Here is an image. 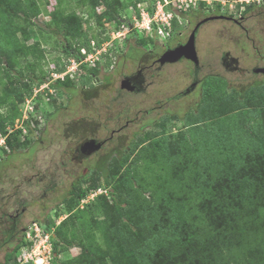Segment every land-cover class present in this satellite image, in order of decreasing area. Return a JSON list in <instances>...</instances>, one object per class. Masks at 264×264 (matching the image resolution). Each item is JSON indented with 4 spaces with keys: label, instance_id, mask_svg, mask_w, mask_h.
<instances>
[{
    "label": "rangeland",
    "instance_id": "rangeland-1",
    "mask_svg": "<svg viewBox=\"0 0 264 264\" xmlns=\"http://www.w3.org/2000/svg\"><path fill=\"white\" fill-rule=\"evenodd\" d=\"M96 1L0 0V121L6 113L5 105L10 102L14 114H17L11 126H25L23 124L25 118L32 116L34 119L31 120H35L32 122L33 127L36 129L25 137L20 136L18 132L19 139L12 140L16 149L11 153V147L8 146L10 152L7 151V156L0 162V263L16 244V241L5 243L6 237L2 234L10 226L8 218L10 215L14 216L17 210L20 212L24 208L26 211L21 216L20 224L27 227V232L41 224L50 227V240L47 242L42 236L37 239L36 247L30 248V250L35 249L32 256L34 260L47 254V250L52 245V234L58 231V226L70 215L63 204L64 199L69 196L73 183L88 175L91 169L102 171L106 166L110 169L112 184L122 186L125 182L123 186L128 187L130 184L127 180L124 181L128 179L124 178V172L126 167H133L137 180L143 186L140 196L144 204L134 205L128 209V212L129 216L134 218V222L137 223L140 219L145 222L144 224L149 223L150 227L142 223L141 232L145 238L150 237L160 225L175 236L176 225L185 220L187 213L197 212V215H201L209 211L207 208L220 203H223L222 208L227 211L232 207L237 211L247 203L251 204L250 210L257 216L261 206L264 205V200H260L261 198H257L255 194L243 196L247 189L244 185L231 190L224 188L220 195L219 192L216 193L217 198L207 203H201L206 198L203 200L191 198L188 201L186 196H183L180 199L175 197L171 199L169 195L172 191L166 190L165 181L169 167L164 163H169L171 158L176 160L184 157V144L193 145L192 135L201 138L200 136H203L212 124H216L221 119L227 120L228 124L237 121L244 125V117L248 112L257 113L261 110L263 111L261 116H264V84L262 87H255L252 85L254 80L252 74L228 72L220 63L222 55L226 52L240 60L241 68L254 66L253 49L249 50L246 39L239 36L240 30L230 22L219 20L207 22L200 29L196 44L200 65L203 66L200 78L209 73L220 76L210 79L209 86V83L205 84L192 94L174 99L191 83L192 66L183 61L167 66L166 73L162 72L155 80H149L153 83L146 91L128 94L121 88L122 76L130 75L138 65L137 62L127 58L128 47H137L147 52L153 49L152 46L156 42L159 47L157 51L160 53L161 45L169 41L152 38L142 31L126 33L121 39L112 43L111 60L106 57L101 60L102 62L94 65L101 69L96 81L93 78L86 79L84 68L79 67L73 56L66 55L65 48L76 53L82 48L88 49L89 38H93L98 44L107 32L111 33L121 25L112 20L110 15L107 16L108 6L103 0L95 7ZM140 1L109 0L112 8L114 6L121 10L119 17L122 23L137 16L139 12L137 4ZM141 2L152 7L156 0ZM249 2V4L242 0H197L194 4L188 2L189 6L177 10L173 35L178 36L174 40L186 42L197 23L218 14L217 4L221 5L222 14L232 13L235 16H239L250 5L256 13L259 5L264 4V0H249ZM23 7L29 10V14L34 15L30 17L29 14L16 12V8ZM62 20H68L71 29L66 35L58 36L53 31L60 30ZM258 20V17L251 19L247 25L254 28V36H257L258 40L261 39L264 47V28L261 29ZM105 48L109 51V47L105 46ZM132 51V56L135 57L137 51L134 49ZM6 67L10 68L9 72L5 70ZM56 68L64 69L62 81H75L74 88L63 92L51 86L46 87L45 83L38 84V80L43 77L46 82L54 81L52 75L59 74L54 72ZM113 68H117V71L114 72ZM69 71L71 72L66 75ZM31 79L34 83L31 84L32 88L28 89ZM239 94L245 95V106H241ZM202 100L205 101L200 109L201 113L193 115L194 113L191 112L196 111ZM167 102L168 109H171L176 116L169 118L167 126L156 127L154 124L159 115L167 110L163 109L159 112V105L165 106ZM33 108L30 115L26 113ZM189 112L190 116L185 118ZM213 114L218 116L215 117ZM242 119L244 121H241ZM132 120L128 127H124L127 121ZM254 122L256 120L251 118L249 123ZM119 129V133L114 135V142L105 145L98 155L82 163L73 160L77 146L84 140L102 141L109 138L113 130ZM146 132L153 133L156 138L142 146L138 145L137 140ZM205 134L209 135L210 132ZM9 138L10 135L6 137V144ZM157 141L160 142V149L156 146ZM115 147H119L124 152L136 147L137 152L124 154L126 163L121 168L115 159L118 155L111 153ZM142 148L146 149L142 154L148 157H143L133 166V161L136 156L141 155ZM2 151L0 150V153L4 155ZM106 156H109L110 164L107 162L105 165ZM216 173L219 178V173ZM203 175H205L203 183L212 178L210 172H205ZM163 183H165L164 188ZM104 184L102 175L94 177L90 183H84L81 187L83 190H89L93 185H97L98 188L88 194L79 208L87 211L101 195L106 196L107 204L111 207L113 204L111 188ZM123 186V190L120 191V201L128 198ZM224 192L227 193L224 200L215 202ZM170 199L173 202L167 201ZM196 201H199L198 205H194L197 204ZM220 210L213 213L218 215ZM96 218L104 219L102 215ZM258 222L261 224L260 220ZM133 229L137 230V228ZM78 231L81 235L80 229ZM184 235L180 238L187 240L188 235L186 233ZM63 247H66V250L60 255V261L63 264H74L72 262L82 253L81 247L77 244L71 247L63 245ZM190 249L184 247L178 248L177 251L183 255ZM192 253L194 251L189 255ZM161 254L162 257L166 255L165 252ZM162 257L161 260H164ZM107 261L111 264L109 260Z\"/></svg>",
    "mask_w": 264,
    "mask_h": 264
},
{
    "label": "trees",
    "instance_id": "trees-1",
    "mask_svg": "<svg viewBox=\"0 0 264 264\" xmlns=\"http://www.w3.org/2000/svg\"><path fill=\"white\" fill-rule=\"evenodd\" d=\"M100 1H96L95 7L99 5ZM103 2L108 6L107 16L110 15L112 20L119 25L122 24V19L119 17L121 10L114 6L113 9L109 0H103ZM248 9L250 10V7ZM15 10L17 13L29 14V10L25 7ZM150 10L153 12L152 8ZM220 11L221 5L217 4V13ZM33 15L29 14L30 17ZM176 22L175 20V26ZM70 29L69 21L65 20L60 30L53 31V33L63 36ZM108 39L104 35L98 44H103ZM90 40L94 39L89 38L88 46H90ZM65 49L66 55L79 58L80 52L76 53L67 47ZM106 57L111 60L109 54L104 56V58ZM83 68L86 71V79L93 78L96 81L101 73V69L97 66L91 68L84 66ZM5 70L9 72L10 68L6 67ZM63 71V68L54 70L57 73ZM19 74L22 75L21 72ZM210 79L205 84H208ZM18 82L20 83V78H18ZM33 83L34 81L31 79L28 89L32 88L31 84ZM42 83H46L44 77L38 80V84ZM51 87L64 92L74 88L75 81L59 80L52 83ZM239 96L241 106H245V95L239 94ZM204 101L202 100L195 112H191L194 113L193 115L201 113L200 109ZM5 106L7 109L5 116L0 121V136L6 135L7 128L14 123V117L17 115L13 112L12 103L9 102ZM262 112L261 110L257 113L248 112L244 117L245 121L241 120L245 122L244 125L237 121L228 124L227 120L221 119L216 124H212L211 128L204 132L203 136H200L201 138L198 136L195 138V135H192L193 145L184 144V157L176 158V160L171 158L169 163H164L169 167L165 181L166 190L172 191L169 198L180 199L186 196L188 201L191 198L196 200L206 198L201 203H207L217 198L216 193L219 192L218 195H220L224 188L231 190L244 185L247 189L243 196L244 194H255L257 198L264 200V116H261ZM189 116L190 112L186 114L185 118ZM213 116L218 115L213 114ZM251 118H254L256 122L249 123ZM168 122L169 118H164L158 121L155 126L164 127ZM209 132V135L205 134ZM155 138L156 136L151 132L142 133L137 144L142 146ZM14 139H19L18 132L11 134L8 140L7 145L11 147V153L16 149L15 142L12 141ZM156 146L161 148L159 141L156 142ZM145 150L142 148L141 155L136 156L133 166L137 165L143 157H148V155L142 154ZM3 151H5V155L0 159V162L8 154L7 150ZM135 152H137L136 147H131L122 155L116 156L115 159L119 166L121 168L125 166L124 154H134ZM202 166L209 167L201 168ZM204 171L212 174V178L206 183H203L205 181ZM109 172L110 169L106 166L102 171L91 169L88 175L73 183L69 196L63 202L70 215L61 222L58 231L51 236L52 264H63L60 261V255L66 250L63 245L71 247L76 244L81 247L82 253L72 262L74 264H108L107 260L111 264H176L178 261L177 264H264V205L261 206V211L257 216L254 211L250 210L251 204L247 203L237 211L234 207L227 211L224 207L222 208L223 203H220L207 208L209 211L201 215H197V212L187 213L185 220L176 225L177 235L175 236L165 231L160 225L150 237L145 238L141 232L143 222L140 219H138L139 224L134 222V218L129 216L128 212L132 206L144 204L140 196L143 186L137 180L136 171L133 170V167H126L124 178L128 179L124 181L127 180L130 185L125 187L123 186L125 182L122 183L128 198L121 201L119 198H121L122 186L112 184ZM216 172L219 173V178L216 176ZM100 175H102L104 185L111 188L112 206L109 207L106 196L101 195L96 198L87 211L80 209V203L87 198L91 191L98 188L97 185H93L89 190H83L81 189L82 185L90 183L94 177ZM197 182L199 183L196 184ZM163 184L164 188L165 183ZM192 193H194L193 196ZM226 195L227 193L224 192L215 202L223 201ZM202 196L203 198H201ZM171 199L167 201L171 202ZM198 202L196 201L197 204L194 205H198ZM219 210L220 213L216 215ZM214 211L216 213H213ZM101 215L104 219L96 218ZM259 220L261 224L258 222ZM144 223L143 225L150 227L149 223ZM40 227L45 233H51L48 225L41 224ZM133 228H137V230ZM64 229L66 230L64 231ZM78 229H80L81 235L78 234ZM184 233L188 235L187 240L180 238ZM78 239L82 240L77 242ZM29 245L24 237L12 251L5 255L4 261L0 264H16L21 251ZM184 247L190 250L181 255L177 249ZM191 251L194 253L189 255ZM162 252L166 253L163 257ZM161 257L164 260H161Z\"/></svg>",
    "mask_w": 264,
    "mask_h": 264
},
{
    "label": "flooded vegetation",
    "instance_id": "flooded-vegetation-1",
    "mask_svg": "<svg viewBox=\"0 0 264 264\" xmlns=\"http://www.w3.org/2000/svg\"><path fill=\"white\" fill-rule=\"evenodd\" d=\"M249 3L250 2H248L247 4H249ZM249 7H250V10L248 9ZM249 7L245 8V10L242 11L239 16H235L232 13H230L229 15L224 14V13L222 14L220 11L214 17L223 16L222 18H219L216 20L230 22L233 24V26L235 28H238L240 30L239 36L246 39V44L248 45L249 50L253 49L254 66L251 68L243 69L240 67V60L238 58L233 57L230 53H226V52L222 55V57L220 59V63L225 68V70L228 72H245L247 74H252L253 79H254L252 82V85L255 87H262L264 84V47H262L261 39L258 40L257 36H254V32H253L254 28L252 29V27L248 26L247 23L249 20L258 17V19H259L258 23L260 24L261 29L264 28V4L259 5L258 11L256 13L254 12V9L252 8L251 5ZM252 13H255V14H252ZM213 21H215V20H213ZM126 23H127V21H126ZM199 23H197L196 26ZM196 26L192 30L189 38L191 37V35L195 31ZM202 26L196 32V44H197L198 33H199L200 29L202 28ZM177 36L172 35L168 39L169 43L167 42L166 44H162L161 45L162 52H160V53H158V51H157L159 47H157L158 45L156 42L152 46L153 49H149V50H147V52H144L143 50H141L137 47L129 46L127 49V54H128L127 58L130 59V61L137 62L138 65H137V69L133 70L130 73V75H125V76L123 75L122 76V79H121L122 90L127 91L128 94L142 93V92L146 91L147 87H149L153 83L152 81L150 82L149 80H155V78L158 75L160 76L162 74V72L166 73L167 66H173V65H176V64L181 63L183 61H185L186 63H188L189 65L192 66L191 83L185 90H183L179 94H177L174 97V99H178L182 96H185V95L187 96L189 94H192L193 92H196L210 78H212V79L213 78H220L219 75L214 74V73H209L206 76L200 78V73L203 69V66L200 65V59H199L198 64H195L192 60H189L186 58H182V59H180L174 63L167 62L165 64H162L160 60L166 52H168L169 50L175 49L178 46L185 45L189 40V38H188V40L184 43L179 41V40H174L175 37H177ZM246 44H245V46H246ZM133 49H134V51L135 50L137 51L135 57L132 56V52H133L132 50ZM244 49H246V47ZM250 53H251V51L249 52V54ZM143 64H144V66H143ZM113 71L116 72L117 68H113ZM257 77H262V79H256ZM108 86H111V85L108 84ZM168 106H169L168 102L165 103V106H164V104L159 105V108H158L159 112H161L163 109H167V110H165V112H163L162 114L159 115V118L157 119L155 124L164 118L167 119V118H172V117L176 116V114H173L171 109H168ZM132 122H133V120L127 121L124 127H128L130 125V123H132ZM155 124H154V126H155ZM120 129H122V128H120ZM120 129L119 130H113L111 132V136L105 140H102V141H98L96 139L84 140L82 143H80L77 146L75 153H74L73 160L78 161L79 163L80 162L82 163L85 160H87L88 158H92L93 156L98 155V153L103 149V147H105V145H107L111 142H114V139H115L114 135L116 133H119ZM90 140H96L97 142L102 143V147L100 148V150H98L96 152H91V151L86 150V149L83 150V144L87 141H90ZM111 153L119 156V155H121V153L123 154L124 151L122 149H120L119 147H115L111 151ZM108 157L106 156L105 160H107ZM25 211H26L25 208L22 209L20 212H19V210H17V212L14 216L13 215L9 216L8 220L10 221V226H9L8 230H4L2 232V234L5 235V237H6L5 243H7L8 241H11V242L16 241V244H15V246H16L19 242H21L24 239L25 234H26L28 229H27V227L22 226L20 224V222H21V216L25 213Z\"/></svg>",
    "mask_w": 264,
    "mask_h": 264
},
{
    "label": "built area",
    "instance_id": "built-area-1",
    "mask_svg": "<svg viewBox=\"0 0 264 264\" xmlns=\"http://www.w3.org/2000/svg\"><path fill=\"white\" fill-rule=\"evenodd\" d=\"M194 1L197 0H156L152 7H149L147 3L144 2L138 3L137 5L139 12L137 13V16L129 19L132 27H130L128 24L122 23L111 33L107 32V34H105V37H108L109 39L103 44H96L95 41L92 40L90 42V48L80 49L79 58H74L75 62H77L80 68H83L84 66L88 68L94 67L97 62H102L101 60L104 59L105 55H111L110 51L112 48L110 47H112V43L114 41L116 42L118 39H121L122 36H125L126 33L132 31H142L144 33H147L152 38L155 37L158 39H169L175 31L174 21L178 15L177 10H183L185 6H189L187 4L188 2L194 4ZM244 1L246 3L249 2V0H242V2ZM151 8L153 9V12L150 10ZM105 46L109 47V51L105 48ZM70 72L71 71L66 72V75H68ZM62 75H64V73L61 72L52 76L55 79L54 81L57 82L61 79L64 80V76ZM54 81L51 80L49 82H46L44 85L46 87H50L51 84L54 83ZM33 110L34 108L30 110V112L26 113L30 115L31 111ZM31 119H34V117L30 116L25 118V120L23 121V124H25V126L8 127V134L6 136H0V150H7L8 152H10L9 147L5 142L7 136L15 132H19L20 136L25 137L30 135V131L35 132L36 129L33 127L34 124L32 123L35 122V120ZM29 120H31V122ZM4 152L5 151H2V153L5 155ZM4 155L0 153V159H2ZM42 236L47 239V242L50 240L49 233H45L40 226H35V228L32 227L31 230L26 233L25 239L30 245L22 250V254H20V256L18 257L16 264H39L40 261V264H52V245L51 248L47 250L48 252L46 255H43V253H41L43 256L40 258L37 257L36 260H34V258L32 257L35 253V249L30 250V248H35L37 239Z\"/></svg>",
    "mask_w": 264,
    "mask_h": 264
},
{
    "label": "water",
    "instance_id": "water-1",
    "mask_svg": "<svg viewBox=\"0 0 264 264\" xmlns=\"http://www.w3.org/2000/svg\"><path fill=\"white\" fill-rule=\"evenodd\" d=\"M223 16L220 17H209L201 21L197 26L191 37L189 38L188 42L185 45H181L176 47L175 49L169 50L166 52L162 58H161V63L165 64L167 62L174 63L177 62L178 60L182 58H186L189 60H192L195 64H198L199 62V57H198V52H197V47H196V32L198 29L205 23L209 21H213L219 18H222ZM126 21V20H125ZM127 24L132 27L131 22L127 21ZM102 147V143L97 142L96 140H90L87 141L83 144V150H89L91 152H96L100 150Z\"/></svg>",
    "mask_w": 264,
    "mask_h": 264
}]
</instances>
